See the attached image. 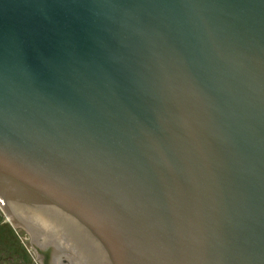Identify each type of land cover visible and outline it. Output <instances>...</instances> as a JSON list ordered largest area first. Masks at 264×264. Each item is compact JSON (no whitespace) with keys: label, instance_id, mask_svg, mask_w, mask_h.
Returning <instances> with one entry per match:
<instances>
[{"label":"water","instance_id":"water-1","mask_svg":"<svg viewBox=\"0 0 264 264\" xmlns=\"http://www.w3.org/2000/svg\"><path fill=\"white\" fill-rule=\"evenodd\" d=\"M0 206L39 264H264V0H0Z\"/></svg>","mask_w":264,"mask_h":264},{"label":"rangeland","instance_id":"rangeland-1","mask_svg":"<svg viewBox=\"0 0 264 264\" xmlns=\"http://www.w3.org/2000/svg\"><path fill=\"white\" fill-rule=\"evenodd\" d=\"M0 264H39L0 208Z\"/></svg>","mask_w":264,"mask_h":264},{"label":"built area","instance_id":"built-area-1","mask_svg":"<svg viewBox=\"0 0 264 264\" xmlns=\"http://www.w3.org/2000/svg\"><path fill=\"white\" fill-rule=\"evenodd\" d=\"M0 208H1V206H0Z\"/></svg>","mask_w":264,"mask_h":264}]
</instances>
